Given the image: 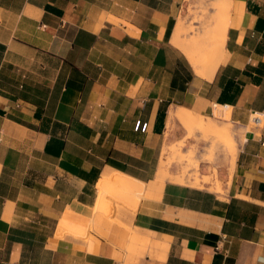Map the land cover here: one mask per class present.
<instances>
[{
	"label": "crops",
	"instance_id": "0c3cea01",
	"mask_svg": "<svg viewBox=\"0 0 264 264\" xmlns=\"http://www.w3.org/2000/svg\"><path fill=\"white\" fill-rule=\"evenodd\" d=\"M232 1L0 0V264H264V0ZM219 13L227 58L207 79L172 38ZM172 107L242 131L234 166L201 159L132 228L93 213L108 169L149 188L166 168L187 134Z\"/></svg>",
	"mask_w": 264,
	"mask_h": 264
},
{
	"label": "bare ground",
	"instance_id": "6f19581e",
	"mask_svg": "<svg viewBox=\"0 0 264 264\" xmlns=\"http://www.w3.org/2000/svg\"><path fill=\"white\" fill-rule=\"evenodd\" d=\"M214 1L216 5L225 7L226 11L224 12H227L229 8L228 6L231 5L232 0ZM228 18V13H219L217 16L218 21L216 23L203 29L202 31L195 33L193 31L194 34L187 32L184 28V22L180 21L179 24H177L175 33L173 34L172 42L184 51L190 63L193 65L196 73L206 77L207 79L212 78L219 66L226 61V41L229 27ZM215 107V116L222 117V119L230 118L232 106L215 105ZM177 122L182 123L185 129L188 131H192L194 129L206 130L211 128V130L216 132L219 138L227 139L228 141H233L241 135L240 130L234 129L229 131L227 127H219L212 122L210 117H205L203 114L201 115L194 113V111H191L187 108L172 107L169 110L170 127L177 124ZM174 148H176V146ZM173 150L174 154H177V152L179 155L181 154L179 153L180 150ZM230 156L232 161L235 163L237 149H233ZM168 157L171 159V155ZM104 174V178H102L97 185L99 190L97 198L98 201L97 204H95L96 206L93 213L100 212L117 223H123L127 228H132V216L135 215V212L139 207V199L145 197L146 195L150 199H159L167 181H172L179 184L183 183L185 179V176L174 177L167 168L160 167L156 174L155 180L149 185V188H146L145 182L131 177L130 175L121 171L108 169V172ZM215 183L218 185L220 181L217 180ZM107 192L112 193L115 199L125 203L128 208L124 212H121L118 209L119 206L115 205L114 207H111L110 210L103 211L102 207L104 203V197L106 196ZM63 218L67 222L78 223L80 228H82L81 224H83L81 220L89 219L73 212L67 213V215Z\"/></svg>",
	"mask_w": 264,
	"mask_h": 264
},
{
	"label": "rangeland",
	"instance_id": "374dc122",
	"mask_svg": "<svg viewBox=\"0 0 264 264\" xmlns=\"http://www.w3.org/2000/svg\"><path fill=\"white\" fill-rule=\"evenodd\" d=\"M200 1H201L200 5H207V3L208 4L211 3V5H213V6L215 5V7L219 6V5L215 4L214 0H200ZM219 7L222 8L221 6H219ZM218 15L219 14H216L213 16V19L215 20L214 23H216L218 21V19H217ZM211 25L212 24H209V26H211ZM184 28L189 33H190L189 30H191L192 34H194L195 32H198V31H202L201 29H195L194 27H191L190 29H188V27H185V24H184ZM205 28H207V26ZM193 31H194V33H193ZM211 120L213 123H215L219 127H227L226 125H224V123L218 122V119L213 118ZM255 125H256V123H255V117H254V119L252 118L251 126H255ZM174 126H171V128ZM184 129H185V127H184ZM186 131H187V134L183 138V140H180L177 143H173L172 145H170L168 147V151H167L168 156L171 155V159H170V157H167L166 168L170 172L171 164L173 162L178 163L181 166V170H180V173L178 174V177H184L185 176L184 178H189V179L195 178V181H198L199 177H200V160L201 159L202 160L213 159L214 156L217 154V151L225 152L227 155L230 156L233 149H238V144H237L236 139L233 141H228L227 139L219 138L218 135L216 134V132L211 130V128L206 129V130L194 129L192 131H188V130H186ZM240 132H241L240 137L243 138L244 136H242V131H240ZM190 139H192V141L190 143H188V140H190ZM175 146H176V148H174ZM173 149L180 150L179 153H181V154L179 155L178 152H177V154H174ZM183 152H187V153L184 154ZM232 165L234 166L233 161H232ZM232 169H233V167H232ZM214 171L216 172V170H214ZM141 200H142V198L139 199V202ZM115 205L119 206L118 209L121 212H124L128 208V206H126L125 203H122L119 200L115 199L114 196L112 195V193L107 192L106 196L104 197V203H103L102 210L108 211L111 209V207H114ZM72 223H74V222H72ZM74 224H76L77 227H80V225L78 223H74ZM119 224L124 225L123 223H119ZM72 226H74V225H72ZM85 231H87V230L85 229Z\"/></svg>",
	"mask_w": 264,
	"mask_h": 264
},
{
	"label": "built area",
	"instance_id": "2783aa9c",
	"mask_svg": "<svg viewBox=\"0 0 264 264\" xmlns=\"http://www.w3.org/2000/svg\"><path fill=\"white\" fill-rule=\"evenodd\" d=\"M261 121V118L260 117H255V122L256 123H259Z\"/></svg>",
	"mask_w": 264,
	"mask_h": 264
}]
</instances>
